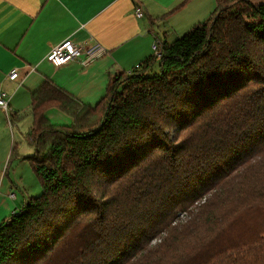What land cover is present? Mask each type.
<instances>
[{"label":"trees","instance_id":"16d2710c","mask_svg":"<svg viewBox=\"0 0 264 264\" xmlns=\"http://www.w3.org/2000/svg\"><path fill=\"white\" fill-rule=\"evenodd\" d=\"M158 50L94 105L31 91L42 189L0 222V264H264V1L216 0Z\"/></svg>","mask_w":264,"mask_h":264},{"label":"crops","instance_id":"0c3cea01","mask_svg":"<svg viewBox=\"0 0 264 264\" xmlns=\"http://www.w3.org/2000/svg\"><path fill=\"white\" fill-rule=\"evenodd\" d=\"M215 6L216 0H0V90L10 95L9 122L0 116V222L42 189L29 160L34 146L26 141L33 121L31 91L47 80L94 105L110 76L128 72L153 54V42L173 41L206 20ZM66 38L95 40L103 53L86 65L73 59L54 67L45 56ZM13 67L19 76L10 80ZM45 112L52 124L72 122L55 107Z\"/></svg>","mask_w":264,"mask_h":264},{"label":"built area","instance_id":"2783aa9c","mask_svg":"<svg viewBox=\"0 0 264 264\" xmlns=\"http://www.w3.org/2000/svg\"><path fill=\"white\" fill-rule=\"evenodd\" d=\"M135 14L137 16H142V13L139 9H136ZM158 46L159 42L157 41L153 42L151 45L153 53L157 55H159ZM102 53L103 48L101 44L95 40L88 39L83 41H75L72 38H66L52 47L47 52L45 59L54 67L63 65L73 59H81L82 65H86L99 57ZM135 66L138 65L136 64ZM18 76L19 72L16 67H13V69L8 73V78L10 80L16 79ZM9 97L10 95L7 91L0 90V116L2 113L5 114L8 122L10 117ZM11 196H13V194H11Z\"/></svg>","mask_w":264,"mask_h":264},{"label":"rangeland","instance_id":"374dc122","mask_svg":"<svg viewBox=\"0 0 264 264\" xmlns=\"http://www.w3.org/2000/svg\"><path fill=\"white\" fill-rule=\"evenodd\" d=\"M40 192H41V189H40V190H38L37 192H35V194H34V195H38Z\"/></svg>","mask_w":264,"mask_h":264}]
</instances>
